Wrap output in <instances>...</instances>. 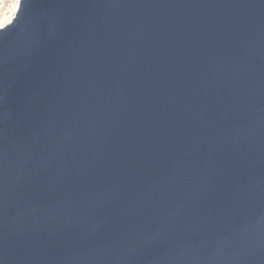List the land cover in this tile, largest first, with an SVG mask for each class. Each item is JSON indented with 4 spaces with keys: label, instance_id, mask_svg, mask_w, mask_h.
<instances>
[{
    "label": "water",
    "instance_id": "1",
    "mask_svg": "<svg viewBox=\"0 0 264 264\" xmlns=\"http://www.w3.org/2000/svg\"><path fill=\"white\" fill-rule=\"evenodd\" d=\"M0 264H264V0H17Z\"/></svg>",
    "mask_w": 264,
    "mask_h": 264
},
{
    "label": "rangeland",
    "instance_id": "2",
    "mask_svg": "<svg viewBox=\"0 0 264 264\" xmlns=\"http://www.w3.org/2000/svg\"><path fill=\"white\" fill-rule=\"evenodd\" d=\"M16 5L17 0H0V26L10 20Z\"/></svg>",
    "mask_w": 264,
    "mask_h": 264
},
{
    "label": "bare ground",
    "instance_id": "3",
    "mask_svg": "<svg viewBox=\"0 0 264 264\" xmlns=\"http://www.w3.org/2000/svg\"><path fill=\"white\" fill-rule=\"evenodd\" d=\"M3 25H4V24H3ZM1 26H2V25H1ZM1 26H0V27H1Z\"/></svg>",
    "mask_w": 264,
    "mask_h": 264
}]
</instances>
